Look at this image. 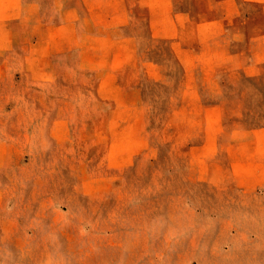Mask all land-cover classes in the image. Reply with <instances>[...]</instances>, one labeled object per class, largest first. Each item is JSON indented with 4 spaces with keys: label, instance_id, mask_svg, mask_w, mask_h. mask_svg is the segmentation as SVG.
<instances>
[{
    "label": "rangeland",
    "instance_id": "374dc122",
    "mask_svg": "<svg viewBox=\"0 0 264 264\" xmlns=\"http://www.w3.org/2000/svg\"><path fill=\"white\" fill-rule=\"evenodd\" d=\"M0 264H264V0H0Z\"/></svg>",
    "mask_w": 264,
    "mask_h": 264
}]
</instances>
